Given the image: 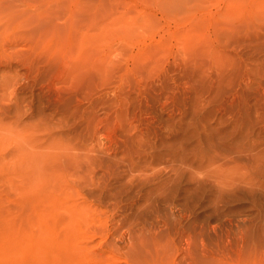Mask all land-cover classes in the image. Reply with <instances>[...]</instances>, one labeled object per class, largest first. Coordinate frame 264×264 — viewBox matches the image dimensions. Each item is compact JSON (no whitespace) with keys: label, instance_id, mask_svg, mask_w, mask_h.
I'll use <instances>...</instances> for the list:
<instances>
[{"label":"rangeland","instance_id":"1","mask_svg":"<svg viewBox=\"0 0 264 264\" xmlns=\"http://www.w3.org/2000/svg\"><path fill=\"white\" fill-rule=\"evenodd\" d=\"M42 201L76 264H264V0H0L2 227Z\"/></svg>","mask_w":264,"mask_h":264},{"label":"bare ground","instance_id":"2","mask_svg":"<svg viewBox=\"0 0 264 264\" xmlns=\"http://www.w3.org/2000/svg\"><path fill=\"white\" fill-rule=\"evenodd\" d=\"M56 204V202L42 201L37 206L35 218L42 220L41 225L38 224L42 230L41 233L37 232V229L35 233L32 227L30 230L32 233H28L29 223L28 228L23 225L17 229L9 219L6 220L8 221L5 222L6 224L3 222L5 228L1 225L2 221L0 222L1 227L4 228L0 232L2 233L0 235V264H76L78 260H83L81 256L84 255L76 247V236H74L76 233L73 235L70 228L72 220H70L71 223H66L68 226H65L66 230L68 227L70 230L64 231L63 228L61 234L49 227L50 222L47 217L54 214L55 209L58 208ZM72 213L77 214L76 210ZM29 220L32 222L33 218Z\"/></svg>","mask_w":264,"mask_h":264}]
</instances>
